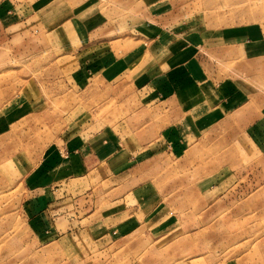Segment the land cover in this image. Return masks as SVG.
I'll return each mask as SVG.
<instances>
[{
    "label": "crops",
    "instance_id": "1",
    "mask_svg": "<svg viewBox=\"0 0 264 264\" xmlns=\"http://www.w3.org/2000/svg\"><path fill=\"white\" fill-rule=\"evenodd\" d=\"M3 3L0 0V20L12 24L17 11ZM92 8L78 4L67 12L60 10L56 23L75 46L70 80L83 95L75 105L83 107L76 109L79 116L42 149L18 150L21 137L15 125L49 110L47 101L25 92L13 97L0 112V160L10 155L22 178L25 227L36 244L61 248L72 237L80 236L84 242V233L89 245L105 243L119 250L122 260L145 237L160 242L178 228L174 220L149 221L150 212L158 211L161 193L146 185L151 176L147 162L159 163L161 154L168 152L171 159L185 154V161L192 163L195 155L202 166H213L215 161L207 159L211 140L200 136L225 118L239 123L247 132V144L264 154V92L258 89L259 73L264 75V67H258L264 61V27H251L249 36L233 30L210 38L208 32L181 29L183 21L163 16V5L157 1L150 5L149 18L122 35L106 38L107 21ZM54 16H48V26L55 25ZM207 52L219 60L233 57L241 69L219 79V68L206 67L211 64L204 56ZM98 174L110 183L117 180L111 190L116 197L100 220L104 222H71L76 219L71 214L77 211L74 198L79 192L64 184H90ZM201 176L208 179L203 184L208 192L216 188L215 174ZM140 212L145 213L143 220L137 216ZM215 264H264V244L246 263L231 259Z\"/></svg>",
    "mask_w": 264,
    "mask_h": 264
},
{
    "label": "rangeland",
    "instance_id": "2",
    "mask_svg": "<svg viewBox=\"0 0 264 264\" xmlns=\"http://www.w3.org/2000/svg\"><path fill=\"white\" fill-rule=\"evenodd\" d=\"M157 1L163 5V14L166 13L163 16L183 21L181 29L208 32L210 38H217V32L232 33L233 30L249 36L251 27L261 30L264 27V0H3V6L10 3L17 11V19L12 24L0 20V112L6 111L15 96L23 92L47 101L49 110L15 125L21 137L18 150L42 149L70 120H76L79 116L76 109L83 108L75 106L83 95L73 88L70 80L75 46L56 28L58 11L67 12L78 4H92L91 10L107 21L104 33L110 34L106 35L108 38L111 34L122 35L144 17L149 18L150 5ZM54 13L55 25L48 26L47 18ZM204 56L211 62L206 67L219 68L222 76L219 79L233 77V72L241 69L234 65L233 57L219 60L208 52ZM219 63L221 69L212 66ZM258 67H264V61L259 62ZM215 74L217 76V72ZM258 89L264 92V75L260 73ZM233 121L225 118L217 128L200 136L211 140L206 157L215 161L213 166H202L195 155L192 163L185 161V154L180 159H171L168 152L161 154L159 163H146L147 172L151 167L146 185L161 193L158 211L150 212L149 221L174 220L178 228L160 242L145 237L142 245L122 260L117 256L119 250L107 248L105 243L89 245L85 240H89V236L84 233L81 236L84 242L80 241V236L72 237L61 247L63 249L36 244L25 227L28 220L22 178L10 162V155H3L0 160V264L250 261L260 244H264V154L247 144V132L240 129L239 123L233 125ZM212 173L218 177H213L217 186L208 192L203 185L208 179L201 175ZM96 176L91 178L90 184L88 181L64 184L68 189L71 185L72 192H79L74 198L77 211L71 214L76 215V219L71 222L104 220L103 211L116 197L111 190L117 180L110 183L101 180L102 175ZM128 201L132 207V196ZM149 207L146 206V211ZM143 215L144 212L137 214L141 220ZM91 228L95 230V226Z\"/></svg>",
    "mask_w": 264,
    "mask_h": 264
}]
</instances>
